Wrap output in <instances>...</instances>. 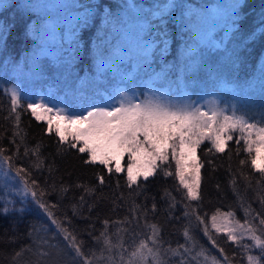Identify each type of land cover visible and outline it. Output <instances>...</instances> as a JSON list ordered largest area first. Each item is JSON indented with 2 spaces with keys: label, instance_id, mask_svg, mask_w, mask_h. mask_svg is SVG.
<instances>
[{
  "label": "trees",
  "instance_id": "1",
  "mask_svg": "<svg viewBox=\"0 0 264 264\" xmlns=\"http://www.w3.org/2000/svg\"><path fill=\"white\" fill-rule=\"evenodd\" d=\"M28 1L0 0V146L13 156L17 168L30 171L29 179L38 185L36 191L43 193L47 204L54 205L50 211L57 223H63L86 248L98 247L92 235L103 230L105 219L112 222L128 217L133 201L151 209L153 198L157 211H149L148 220L159 225L157 232L164 248L184 244L182 233L189 221L182 218L183 204L178 203L169 215L168 200L163 198L165 190L176 202L183 196L171 158L156 176L141 182L131 192L125 186L124 173L109 175L102 166L85 164L87 154L59 146L58 137L46 132V123L36 121L23 109L28 101L41 97L64 109L84 111L92 105L102 106L120 90L143 89L141 81L150 74L145 68L159 71L160 49L164 47L161 40L167 39L163 63L172 67L164 81L155 82V90L187 93L192 97L211 96L229 113L234 105L237 114L255 121L264 112V0H174V6L162 15H155V11L166 8L172 0H51L58 5L44 3L35 11ZM211 8L223 15L226 27L215 35L210 33L212 37L206 42L204 32L208 34V27L204 25V16ZM213 41L219 45L214 46ZM149 45H152L151 64L145 65ZM97 56L104 57L118 71L109 67L97 79ZM134 69V78L126 79L125 74ZM181 69L184 75L178 81ZM14 86L21 87L25 101L16 114L23 138V142L20 138L16 140L18 156L16 144L11 143L17 123L10 113L8 91ZM37 145L39 168L34 167V153L25 155L26 146L32 149ZM208 147L205 143L198 150L203 164L201 200L185 203L207 215L209 230L233 254L237 246L225 243L224 235L211 229V215L217 210L234 211L235 218L243 223L242 200L251 203L254 209H264L246 179L237 177L235 187L231 183L240 170L239 160L248 154L237 155L235 142H230L231 151L225 154H207ZM166 171L173 175L166 176ZM102 173L106 177L103 185L98 181ZM243 176L255 180L259 174L245 166ZM22 188L14 171L0 167V264H35L44 259L40 255L43 251L53 253L49 260L72 264V252L63 234L31 196L22 195ZM5 205L7 214H3ZM108 231L115 233L116 225L110 224ZM192 232L199 245L210 255H217V249L212 248L194 219ZM41 239L57 247H39Z\"/></svg>",
  "mask_w": 264,
  "mask_h": 264
},
{
  "label": "snow or ice",
  "instance_id": "2",
  "mask_svg": "<svg viewBox=\"0 0 264 264\" xmlns=\"http://www.w3.org/2000/svg\"><path fill=\"white\" fill-rule=\"evenodd\" d=\"M161 35L166 36V33ZM161 43L164 45L160 49L162 66L159 71L150 67L145 68L150 74L147 79L141 81L143 89L133 87L129 91L120 90L116 95H110L104 106H90L86 115H66L63 109H56L52 115L53 108L43 102L27 103L23 110L29 111L36 121L45 122L46 132L54 133L58 137L59 146L66 145L70 150L75 149L80 154H87L85 164L102 166L109 175L124 173L125 186L131 192H135V189L141 186V182H147L156 176L161 166H167L171 158L175 162L174 176L183 190V196L181 201L176 202L175 197L165 190L163 198L168 200L169 215L178 203L183 204L182 218L189 221L182 233L185 238L184 244L177 243L174 248L171 246L164 248L162 237L157 232L159 225L148 220V212L157 211V204L153 198L151 209L133 201L128 217L112 222L105 219L102 222L103 230L98 235L90 233L93 243L98 247L86 248L84 242L78 241L75 234L69 233L68 229L63 227V223H57L54 213L50 211L54 205H49L43 200V193L36 191L38 185L35 180L29 179L30 171L17 168L13 163V156L8 155V150L3 146H0V167L14 171L20 177L23 185L22 195L31 196L50 218L51 223L63 234L66 246L72 252V264H245V262L264 264V210L254 209L251 203L242 200L243 223L235 218L234 211L221 213L217 210L211 215V229L216 233H222L225 243L230 242L231 245L237 246L233 254H229L209 230L207 215H202L199 209L192 207L190 203H185L201 200L203 164L198 156L201 145L205 143L210 145L206 149L207 154H225L231 151L230 142H235L238 146L236 154L246 152L248 157L239 160L240 170L233 175L231 183L235 187L237 177L246 179L247 186L253 188L256 200L261 209H264V112L260 113L257 120L251 121L247 116L237 114L234 105L231 107V114H228L229 109L222 107L215 98L203 103L191 96L182 101H175L165 92L153 90L155 82L164 81L172 67L163 63V56L168 51V40L162 39ZM151 48L152 45H149L146 49L145 65L151 64ZM109 67L118 71L104 57L97 56L96 78L104 75ZM139 67L140 65H137L136 69ZM136 69L125 74V78H134ZM183 75L181 69L177 80L182 81ZM8 91L10 113L17 123L11 143L16 144L17 138L23 142L18 127L19 116L16 115L21 110V101L15 87ZM33 153L36 156L34 167L39 168V145L32 149L25 147V155ZM15 155H19L18 144ZM125 157L126 167L122 163ZM245 166L254 169L259 174L258 178L253 180L243 176ZM164 174L173 175L167 171ZM98 181L101 185L105 184L106 177L103 173L98 177ZM7 212L8 208L5 205L3 214ZM193 219L208 238L212 248L217 249V255H210L198 244L192 232ZM110 224L116 225L115 233L108 231ZM44 246L48 249L57 247L41 239L39 247ZM254 251L257 254L254 255ZM40 255L44 259L36 261L35 264H59L56 260L48 259L53 256L51 251H43Z\"/></svg>",
  "mask_w": 264,
  "mask_h": 264
},
{
  "label": "rangeland",
  "instance_id": "3",
  "mask_svg": "<svg viewBox=\"0 0 264 264\" xmlns=\"http://www.w3.org/2000/svg\"><path fill=\"white\" fill-rule=\"evenodd\" d=\"M33 1V0H32ZM173 1L174 0H172V3H169L167 6H166V8H163L162 10H156L155 11V15H162V14H165V13H167V10L169 9V8H171L172 6H174L173 5ZM44 3L45 4H47V5H52V4H55L53 1H51V0H36L34 3L33 2H31V0H29L28 1V5L31 7V9L32 10H34L35 11V9H37L38 7H40V6H44ZM155 4H158L157 2L155 3ZM55 5H58V4H55ZM75 5H76V3H75ZM54 6H52V8H53ZM76 7H77V5H76ZM78 8V7H77ZM78 9H81V8H78ZM84 13L83 12H81V16L83 15ZM218 19V20H217ZM223 21H224V18H223V15L222 14H220L219 12H218V10H216V9H214V8H211L210 9V11H209V13H207L206 14V16H204V25L206 26V27H208V34H205V32H204V35L205 36H207L208 38H205L204 40L206 41V42H208V41H210V38L212 37V35L210 34V33H212V34H216V32H218V31H220V30H222L223 28H225L226 27V24L225 23H223ZM51 31V30H50ZM51 33H52V31H51ZM213 43V45L214 46H217V45H219V42H217V41H213L212 42ZM263 68H264V61H263ZM15 88H16V90L18 91V93H19V95H20V101H21V103H20V106L22 105V104H25V101H24V97L22 96V94H23V91H22V89H21V87L20 86H14ZM153 90H155V87H154V89ZM156 91H158V90H156ZM162 92V91H161ZM221 92H223V90L221 91ZM117 94V93H116ZM115 94V95H116ZM168 96H169V98H171V99H173V100H175V101H182V100H184L185 98H187L188 96H191V95H189V94H187V93H182V94H168V93H166ZM192 97V96H191ZM193 99H199V102L200 103H203L204 101H206V100H208V99H213L214 97H211V96H203V97H192ZM26 100H28V99H26ZM217 100V99H216ZM106 101H108V98L106 99ZM217 101H219V100H217ZM34 103H41V102H43V103H45L48 107H51V108H53V113H51L52 115H54L55 114V110L56 109H63L64 110V114H66V115H75V114H85L86 115V112H87V110H84V111H73V110H70V109H64V108H61V107H58V106H55V105H53L52 103H49V101H47V100H44L43 98H38L37 100H35V101H33ZM27 103V102H26ZM28 103H29V101H28ZM105 104V103H104ZM104 104L102 105V106H104ZM228 114H231V113H228ZM45 123V122H44ZM122 163L124 164V166L126 167V165H127V157H125V159H124V161H122ZM221 222V220H220V218H218V223H220ZM246 243H247V241H245ZM253 254L255 255V254H257L255 251L253 252ZM245 264H246V262H245Z\"/></svg>",
  "mask_w": 264,
  "mask_h": 264
}]
</instances>
